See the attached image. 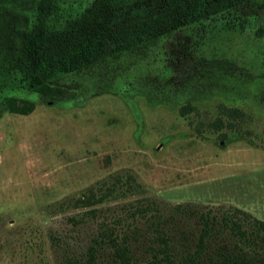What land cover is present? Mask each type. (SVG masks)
Returning <instances> with one entry per match:
<instances>
[{
    "label": "rangeland",
    "instance_id": "obj_1",
    "mask_svg": "<svg viewBox=\"0 0 264 264\" xmlns=\"http://www.w3.org/2000/svg\"><path fill=\"white\" fill-rule=\"evenodd\" d=\"M91 1L59 0V11L75 14ZM37 2L0 0V264H65L83 254L95 222L77 198L117 173L118 190L165 209L234 206L264 219V0L49 79L69 92L50 100L16 66ZM9 97L36 107L11 113ZM188 102L198 115H180ZM218 103L248 115L239 129L222 130L225 139L204 125ZM124 200L100 207L114 217ZM99 261L113 264L107 252Z\"/></svg>",
    "mask_w": 264,
    "mask_h": 264
},
{
    "label": "trees",
    "instance_id": "obj_2",
    "mask_svg": "<svg viewBox=\"0 0 264 264\" xmlns=\"http://www.w3.org/2000/svg\"><path fill=\"white\" fill-rule=\"evenodd\" d=\"M58 1L38 0L16 62L29 87L45 100L65 98L69 93L51 85L49 79L244 0H93L67 16L59 11ZM5 103L9 112L20 115L36 107L34 101L17 97ZM179 113L188 118L199 110L188 102ZM247 117L242 108L218 103L215 115L206 117L204 125L225 139L222 130L239 129ZM202 126L195 131L203 137ZM121 178L119 173L110 175L77 198L82 215L95 222V229L84 253L67 257L65 264H102L103 252L113 264H264V219L234 206L179 203L165 209L150 197H132L127 189L118 190L123 187ZM130 188L136 191L132 195L142 192ZM123 199L114 217L100 207Z\"/></svg>",
    "mask_w": 264,
    "mask_h": 264
}]
</instances>
